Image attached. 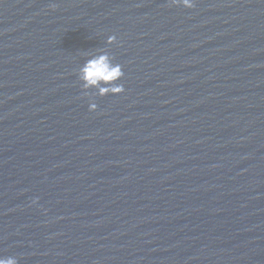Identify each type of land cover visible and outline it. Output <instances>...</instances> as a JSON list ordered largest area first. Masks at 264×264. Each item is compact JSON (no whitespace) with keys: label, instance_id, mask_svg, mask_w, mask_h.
Segmentation results:
<instances>
[{"label":"water","instance_id":"obj_1","mask_svg":"<svg viewBox=\"0 0 264 264\" xmlns=\"http://www.w3.org/2000/svg\"><path fill=\"white\" fill-rule=\"evenodd\" d=\"M101 54L122 92L81 81ZM0 243L264 264V0H0Z\"/></svg>","mask_w":264,"mask_h":264},{"label":"clouds","instance_id":"obj_2","mask_svg":"<svg viewBox=\"0 0 264 264\" xmlns=\"http://www.w3.org/2000/svg\"><path fill=\"white\" fill-rule=\"evenodd\" d=\"M173 3L182 4L184 7L193 6V0H173ZM122 76V67L113 64L104 54L88 59L80 69V79L84 86L97 87L101 95L122 92L123 85L115 83ZM94 109H96L95 104L89 105L90 111ZM0 264H17V261L13 257H0Z\"/></svg>","mask_w":264,"mask_h":264}]
</instances>
